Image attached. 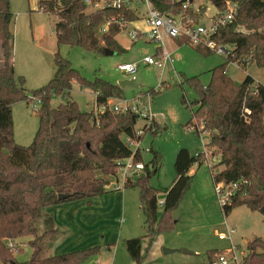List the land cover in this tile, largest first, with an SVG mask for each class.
Returning <instances> with one entry per match:
<instances>
[{
  "label": "trees",
  "instance_id": "trees-1",
  "mask_svg": "<svg viewBox=\"0 0 264 264\" xmlns=\"http://www.w3.org/2000/svg\"><path fill=\"white\" fill-rule=\"evenodd\" d=\"M12 0H0V43L3 49L0 66V262L2 264H84L100 254L101 246L78 249L63 254L50 255L47 251L59 238L61 232L55 225L53 215L47 207L77 200H91L111 189V177L117 173L118 160L130 157L133 152L123 140L124 135L136 136L138 115L116 114L111 109L99 112H84L76 101L68 100L58 106L52 104L55 96L70 94L73 83L96 93L97 105L108 103L113 97L124 96L123 88L101 77L89 80L76 69L72 62L55 53L56 73L50 82L33 91V97L41 99L36 110L39 128L29 146L16 142L14 136L13 105L29 101L24 79L15 70ZM219 11L227 2L239 5L232 22L220 28L214 36L218 43L231 44L233 54L226 62L216 66L208 85L201 83L200 75L184 76V80L195 90L204 92L191 105H196L194 116L203 120L204 128L196 126L195 132H208L209 147L220 154L222 169L212 173L214 183L226 185L237 183L238 187L230 202L222 205L225 215L237 206L245 205L264 215V84L247 75L241 84L228 76L229 63L247 67L250 64L264 68V0H205ZM155 8L164 13L185 11L179 0H152ZM193 4L186 12L195 14ZM206 10V5H200ZM39 9L56 15V37L59 45L66 44L97 53L106 48L123 53L125 48L116 39L122 30L111 25L108 32L101 33L105 22L113 15H125L136 19L129 10L105 8L90 11L83 0H39ZM181 44L186 38L177 39ZM203 53L212 50L195 46ZM151 96L154 90L148 91ZM183 103L187 101L183 97ZM251 110L247 115L245 109ZM191 123V122H190ZM153 134H158L153 131ZM204 152L193 155L182 148L175 161L176 179L164 190V213L158 222L159 188L150 183L152 174L158 171L161 156L154 152L152 173H147L136 183L140 191V205L145 215L147 236L153 240L157 234L170 229L169 217L190 188V170L195 163L202 165L207 159ZM141 160L140 151L135 155ZM208 160V159H207ZM109 178H107V177ZM67 195L60 199L59 195ZM31 237L27 243L33 247L29 259L21 261L17 254L23 252L19 240ZM142 237L126 240V247L136 264H146L142 254ZM110 249V247H108ZM224 250L208 251L210 264ZM237 264V263H229ZM239 264H264V238L256 237L247 244Z\"/></svg>",
  "mask_w": 264,
  "mask_h": 264
},
{
  "label": "rangeland",
  "instance_id": "rangeland-1",
  "mask_svg": "<svg viewBox=\"0 0 264 264\" xmlns=\"http://www.w3.org/2000/svg\"><path fill=\"white\" fill-rule=\"evenodd\" d=\"M192 4V9L198 13H190L191 20L210 23L217 8L205 0H197ZM36 5V0L11 1L15 18V70L17 76L24 79L29 98H33L34 90L42 88L54 78V58L58 51L87 79L101 77L116 84L132 78V75L118 70L120 63L137 62L156 51V44L148 41L146 36L133 42L129 34L131 26L116 37L126 49L123 53L108 48L97 53L80 47L72 48L66 44L59 45L56 39L58 18L54 14L39 11ZM200 5H206V10L200 9ZM137 25L144 27L142 22ZM166 45L172 52L174 64L165 70L151 65H140L135 74V81L140 86H126L123 88L124 96H120L131 100L139 94L146 95L148 91H155L152 95V112L156 115L159 132L148 133L144 137L143 146L150 150H141V160L153 173L151 160L154 152L161 156L162 163L158 171L150 177V183L161 190L158 195L156 227L164 213V190L176 179L175 161L178 152L182 148H187L193 155L205 151L203 156L208 160L202 165L195 163L192 166L190 188L170 213V229L160 232L153 240L147 236L139 188L129 186L109 191L91 200L67 202L68 209L61 208L57 213L59 227L65 233L54 241L51 250L53 254L98 245L101 246L100 254L84 264H136L127 250L126 240L142 237V254L146 264H210V250H224L221 253L228 259L237 255L240 261L242 255L247 253L248 242L256 237L264 238V215L261 212L253 211L245 205L235 207L229 215L222 212V203L212 176V173L222 169L220 165L215 168L220 163L221 154L216 148L207 145L208 132H195L196 126L200 130L204 128L203 120L194 116L196 105L190 103L198 98V93L184 80V76L200 75L201 83L208 85L212 77L211 71L225 63L226 57L214 51L203 54L193 44L179 45L170 38L166 39ZM2 51L0 46V54ZM227 69L228 76L237 85L247 75L264 84V68L256 64L241 67L238 63L231 62ZM120 97H113L109 104L118 102L117 98ZM183 97L186 104L183 103ZM68 100L76 101L84 112L99 111L95 104L96 93L78 82L73 83L70 94L55 96L52 104L56 107ZM143 100L147 101L146 98ZM35 102L34 98L32 101H21L13 105L14 136L16 142L23 146L32 144L39 128V118L35 110L41 104L36 103L35 106ZM146 173L147 170L136 176L133 183ZM113 180L111 177V181ZM110 186L114 189L113 184ZM231 228L236 230L232 235L236 251L230 250V239L220 238L221 234L228 235ZM30 239L28 236L19 240L25 243L22 244L23 252L16 255L21 261L32 255L33 247L27 243ZM165 249L171 251L166 252ZM186 249L193 253L185 252ZM46 253L52 255L50 251Z\"/></svg>",
  "mask_w": 264,
  "mask_h": 264
},
{
  "label": "built area",
  "instance_id": "built-area-1",
  "mask_svg": "<svg viewBox=\"0 0 264 264\" xmlns=\"http://www.w3.org/2000/svg\"><path fill=\"white\" fill-rule=\"evenodd\" d=\"M179 1L181 2V0ZM83 2L90 11L111 8L118 11L129 10L136 15V19H129L125 15H113L105 22L101 33L108 32L111 25L118 26L122 31L129 29L131 26L129 34L133 42H137L143 36H146L148 41L156 44V51L153 54L146 55L140 61L122 62L117 66L119 71L126 75H132L134 79L142 64L151 65L161 70H165L169 65L174 64L175 60L172 52L166 46L167 38H186L189 43L208 48L224 55L226 58L233 54L234 48L231 44L218 43L214 36L220 28L233 21L239 9V5L235 2L228 1L224 10L219 11L217 9L216 13L211 17L210 23H199L191 20L190 13L186 12L189 5L192 4L190 2L183 3L185 11L169 14L155 8L152 0H83ZM40 10L42 11V9ZM138 22H142L144 27L137 25ZM34 98L36 99L35 106L36 103L41 104V99L38 97H33L30 100L32 101ZM144 98L147 101H144ZM109 100L108 103L99 106L95 102L97 109H99L98 112L95 111L96 117H98L99 112L109 108L116 114L133 113L138 115L139 118L136 136L124 135L122 137L131 148L133 154L128 158L118 160L117 173L114 175V180L111 181L110 185L113 184L115 190H120L125 188L129 182L135 181L136 176L141 175L146 170V164L142 160H136L135 155L139 151L141 153L142 149L150 150L143 146V139L148 133L159 132V128L156 123V115L152 112L151 94H139L131 100L120 97L117 98L118 102L113 105L109 104ZM245 112L247 115H251L250 109L246 108ZM203 152L205 153V151ZM215 185L222 205L231 201L238 187L237 183L226 185L224 182H219ZM109 187L111 188V186ZM235 232L236 230L231 228L228 235H220L221 239H230L232 243L230 250L234 251H236V246L233 245L232 235ZM240 261L237 255L231 259H228L225 255H220L212 264H239Z\"/></svg>",
  "mask_w": 264,
  "mask_h": 264
},
{
  "label": "crops",
  "instance_id": "crops-1",
  "mask_svg": "<svg viewBox=\"0 0 264 264\" xmlns=\"http://www.w3.org/2000/svg\"><path fill=\"white\" fill-rule=\"evenodd\" d=\"M37 1V8H38V10L39 11H41L40 9H39V0H36ZM12 8V7H11ZM13 12V11H12ZM14 13V12H13ZM14 30V29H13ZM15 34V33H14ZM118 36V35H117ZM57 39V38H56ZM168 39V38H167ZM173 40V39H172ZM174 41L175 42H177L179 45H181V43L177 40V39H174ZM191 44V43H190ZM0 46H1V43H0ZM122 46V45H121ZM167 46V45H166ZM2 47V46H1ZM123 47V46H122ZM124 48V47H123ZM168 48V47H167ZM14 49H15V46H14ZM2 54H3V51H2V53L0 54V65H1V62H2V59H1V57H2ZM14 61H15V56H14ZM228 71V70H227ZM255 80L257 81V82H259L256 78H255ZM67 204H69V203H62V204H57V205H52V206H49V207H47V212H49L50 214H52L53 215V218H54V221H55V224H56V226H57V228L58 229H60V232H61V235L63 236L64 235V229H61L60 227H59V223H58V220H57V213H59V211H60V209L61 208H66V209H68V205ZM232 244V243H231ZM234 245V244H233ZM51 250H52V248L50 249V253L52 254V255H55V254H53L52 252H51ZM99 263V262H98Z\"/></svg>",
  "mask_w": 264,
  "mask_h": 264
},
{
  "label": "water",
  "instance_id": "water-1",
  "mask_svg": "<svg viewBox=\"0 0 264 264\" xmlns=\"http://www.w3.org/2000/svg\"><path fill=\"white\" fill-rule=\"evenodd\" d=\"M194 1H196V0H181V3L183 4V3H186V2H190V3H193ZM119 86L121 87V88H124V87H126V86H131V87H138V86H140V84H138L136 81H135V79L134 78H130V79H125V80H122V81H120L119 83ZM196 92L198 93V96H199V98H200V100H203L204 99V92L202 91V90H196ZM67 197V195H64V194H60L59 195V198L60 199H64V198H66ZM166 250V252H170L171 250L170 249H165ZM185 252H187V253H193L192 251H190V250H185Z\"/></svg>",
  "mask_w": 264,
  "mask_h": 264
}]
</instances>
